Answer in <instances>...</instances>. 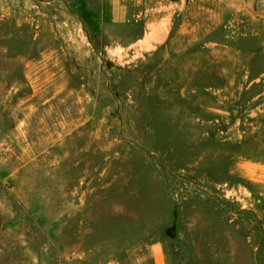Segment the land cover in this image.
Instances as JSON below:
<instances>
[{
  "label": "rangeland",
  "instance_id": "rangeland-1",
  "mask_svg": "<svg viewBox=\"0 0 264 264\" xmlns=\"http://www.w3.org/2000/svg\"><path fill=\"white\" fill-rule=\"evenodd\" d=\"M86 1L0 0V264H264V0H131L155 56Z\"/></svg>",
  "mask_w": 264,
  "mask_h": 264
},
{
  "label": "crops",
  "instance_id": "crops-1",
  "mask_svg": "<svg viewBox=\"0 0 264 264\" xmlns=\"http://www.w3.org/2000/svg\"><path fill=\"white\" fill-rule=\"evenodd\" d=\"M84 7L86 0H80ZM87 2V1H86ZM131 0H102L98 10L89 14L92 33L108 41L109 45H119L124 49H134L138 55H159L170 40L171 16L163 14L147 15V10L134 12ZM144 4V0H139ZM87 4V3H85ZM152 264H172L164 244L158 242L150 249ZM102 264H119L108 260Z\"/></svg>",
  "mask_w": 264,
  "mask_h": 264
},
{
  "label": "trees",
  "instance_id": "trees-1",
  "mask_svg": "<svg viewBox=\"0 0 264 264\" xmlns=\"http://www.w3.org/2000/svg\"><path fill=\"white\" fill-rule=\"evenodd\" d=\"M167 234L170 237L175 238L176 237V226L174 225L173 227H171L170 229H168Z\"/></svg>",
  "mask_w": 264,
  "mask_h": 264
},
{
  "label": "bare ground",
  "instance_id": "bare-ground-1",
  "mask_svg": "<svg viewBox=\"0 0 264 264\" xmlns=\"http://www.w3.org/2000/svg\"><path fill=\"white\" fill-rule=\"evenodd\" d=\"M251 77H252V75H251ZM248 79H250V76H249V78H248ZM248 79H247V80H248ZM253 88H254V85H253Z\"/></svg>",
  "mask_w": 264,
  "mask_h": 264
}]
</instances>
